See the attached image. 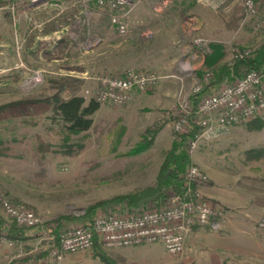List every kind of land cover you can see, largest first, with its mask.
I'll use <instances>...</instances> for the list:
<instances>
[{
	"label": "rangeland",
	"instance_id": "374dc122",
	"mask_svg": "<svg viewBox=\"0 0 264 264\" xmlns=\"http://www.w3.org/2000/svg\"><path fill=\"white\" fill-rule=\"evenodd\" d=\"M243 1L167 0L158 10L138 2L128 14L125 35L114 30L107 12L95 8L88 26L70 23L69 30L77 32L73 40L61 30L66 23L50 2L0 0V192L42 218L41 225L27 228V239L0 240V264L17 255L47 259L52 230L86 222L83 216L92 206L154 182L177 133L173 123L180 103L204 72L230 62L239 48L264 44V25L252 27L254 18L264 24V13H249ZM67 41L88 65L86 72L67 67L65 50L57 47ZM84 43L94 46L84 48ZM127 68L158 74V83L146 92L171 99L160 119L134 100L136 93L122 105L99 103L105 106L91 115L87 130L62 129L52 111L56 99H94L97 75ZM128 116L136 123L145 116L150 124L126 133ZM164 125L168 138H157ZM199 133L189 152L191 164L207 166L219 182L251 186L255 191L249 192L247 211L203 193L222 211L220 228H194L181 253L170 254L158 242L98 245L64 253L58 264H105L96 258L98 252L113 264H264V159L249 162L244 154L264 146V113ZM117 209L98 205L90 216Z\"/></svg>",
	"mask_w": 264,
	"mask_h": 264
},
{
	"label": "built area",
	"instance_id": "2783aa9c",
	"mask_svg": "<svg viewBox=\"0 0 264 264\" xmlns=\"http://www.w3.org/2000/svg\"><path fill=\"white\" fill-rule=\"evenodd\" d=\"M50 2L57 10L55 16L61 17L66 24L65 30L73 40L76 31H70L74 22L79 26L92 23L95 8L104 10L114 30L125 35L129 30L128 14L135 4L145 2L158 10L167 0H30ZM244 8L251 14L264 13V6L259 0H244ZM94 46L85 44L84 48ZM237 49L234 55H241ZM211 78V72L205 71L198 84L190 94L200 93ZM159 81L156 72L147 69L127 68L111 74L105 73L95 77L94 99L99 103L122 105L134 94L154 88ZM190 94L180 103L173 129L185 133L192 124L199 130H211L215 126H229L240 121L249 120L264 113V66L236 78L225 81L214 91L200 95L193 105ZM194 107V110H193ZM192 111L194 117H191ZM199 131L190 141L189 152L195 147ZM184 191L173 200L153 207H123L109 213L97 214L90 222H83L58 232V238L47 248L48 258L35 260L23 256H13L8 264H58L64 253L94 248L95 244L104 248H117L138 245L143 242H158L170 254L181 253L187 243V237L196 227L208 226L220 228L221 209L207 199L197 188L207 179V175L196 164H190L182 173ZM0 240L13 222L16 226L32 228L42 224V218L31 209L11 202L0 192Z\"/></svg>",
	"mask_w": 264,
	"mask_h": 264
},
{
	"label": "trees",
	"instance_id": "16d2710c",
	"mask_svg": "<svg viewBox=\"0 0 264 264\" xmlns=\"http://www.w3.org/2000/svg\"><path fill=\"white\" fill-rule=\"evenodd\" d=\"M239 50L244 52L245 49L239 48ZM246 51V53L241 55H233L230 62L216 66L213 70H210L211 78L203 87L202 92L190 94L189 98L193 105L196 104L200 95L208 92V89H212L217 84H220L223 81L232 82L236 78L241 77L250 71L259 70L264 66V44H261L253 50L248 49ZM98 107L99 102L93 98L85 102L83 96L73 95L67 99H56L52 111L62 123V129L74 134L87 130L91 126V115L98 109ZM191 117H194L193 111ZM198 131V126L192 124L187 132L175 133L171 147L165 153L164 159L152 184L132 190L131 192L120 196H114L110 200H105L92 206L87 210L88 213L83 216L85 221L90 222L92 220L93 217L90 215L98 205H115L120 206V208H142L159 206L177 198L184 191L185 183L182 173L186 167L191 164L188 151L190 141L195 137ZM244 154L247 161L257 162L264 159V146L249 148ZM61 218L63 217L59 216V218L56 219L60 220ZM2 222L3 220L0 219V228ZM59 230H52L55 239L58 238ZM5 237L11 241H20L25 240L30 236L27 233V227L16 226L12 222L6 230ZM97 246L98 245L95 244L94 247ZM98 258L105 264H113L108 257L101 255L100 252H98Z\"/></svg>",
	"mask_w": 264,
	"mask_h": 264
},
{
	"label": "crops",
	"instance_id": "0c3cea01",
	"mask_svg": "<svg viewBox=\"0 0 264 264\" xmlns=\"http://www.w3.org/2000/svg\"><path fill=\"white\" fill-rule=\"evenodd\" d=\"M257 22H258V20H256L254 18L253 19L254 26H252V27L258 26L257 28H259L262 25H264V24H260V23L257 24ZM57 47L58 48L63 47V50H65V55H64L65 57L64 58L67 61V67L69 68V70L70 69L71 70H74V69L77 70V68H78L82 71L85 70V72H86L88 65H85L83 63V61H81L79 59L80 57H78L76 55L77 54L76 48L72 44H70L67 41L66 46L62 45V46H57ZM53 51H56V49H53ZM75 58H78V60H74ZM72 68H74V69H72ZM68 75H71V74H68ZM69 80L75 81L76 79L71 78ZM134 97H136L134 99L135 101L138 99L141 102L140 104H143L145 107H147V109H149L148 113H152V112L156 113L157 114L156 115L157 120L162 117V115H163L162 111L168 106V104L170 103V100H171L167 96H165V94L164 95L159 94L158 92L151 93V94H149L147 92H142V93L136 94V96H134ZM104 106H105V104L99 105V107L96 111L100 110ZM142 117L143 118L141 119V121L140 122L138 121L136 123V122H134L133 118H129V116H128L125 120L126 133H132L135 131L137 132L139 129H143L148 124H150V122L146 121L145 116H142ZM130 128H132L131 132L129 131ZM168 132H169L168 126L164 125L157 132V138H159V137L160 138H163V137L168 138ZM171 141H172V139H170V144H171ZM204 168L206 171L203 168L202 169L207 174V180L204 183L197 184V188L202 193H204L206 196H209V197L217 200L218 202L222 203L224 206H226L230 209H232L233 207L238 208V206H241L239 208L247 211V208H248L247 203L249 201L248 200L249 199V192L252 193L255 190L252 189L251 186L249 188L248 187L249 185H246V184H243L241 187H238V186H236V184L234 185L233 182H231V181H226L224 183L219 182L218 180H216L212 171L207 166L206 167L204 166ZM236 187H238V188H236ZM237 190H238V194H237ZM230 214L235 215V213L233 211ZM222 224L229 227V224H227L226 221H224ZM94 257H92V258H94ZM96 258H98V257H96Z\"/></svg>",
	"mask_w": 264,
	"mask_h": 264
}]
</instances>
